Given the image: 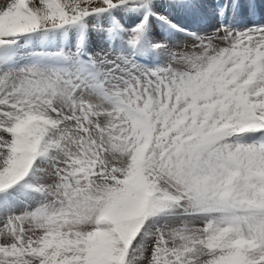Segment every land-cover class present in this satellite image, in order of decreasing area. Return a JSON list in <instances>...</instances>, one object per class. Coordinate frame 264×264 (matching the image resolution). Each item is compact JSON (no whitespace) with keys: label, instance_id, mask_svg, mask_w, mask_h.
Masks as SVG:
<instances>
[{"label":"snow or ice","instance_id":"1","mask_svg":"<svg viewBox=\"0 0 264 264\" xmlns=\"http://www.w3.org/2000/svg\"><path fill=\"white\" fill-rule=\"evenodd\" d=\"M0 264H264V0H0Z\"/></svg>","mask_w":264,"mask_h":264}]
</instances>
